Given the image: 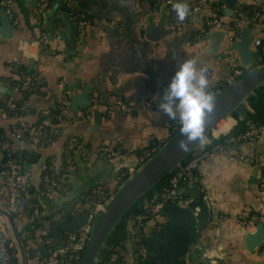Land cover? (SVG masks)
<instances>
[{
  "label": "crops",
  "instance_id": "1",
  "mask_svg": "<svg viewBox=\"0 0 264 264\" xmlns=\"http://www.w3.org/2000/svg\"><path fill=\"white\" fill-rule=\"evenodd\" d=\"M8 1V17L13 31L9 39L0 38V105L5 98L16 101L21 97L17 86L10 84L7 79L11 75L7 68L12 64L23 68L25 74L35 73L40 80L38 90L30 95V109L25 115L26 121L31 124L42 112L56 106L61 93L58 86L60 80L64 82L69 98L77 95L84 84H89L91 88L89 105L76 108L75 111L78 114L89 112V118L61 122V137L51 142L34 162H25L27 168L23 169V164L20 167L21 170L33 172L29 167L36 166L42 157L43 165L49 160L55 168H60L66 161L62 140L67 135L75 136L88 148L89 157L83 160L76 152L71 153L75 170L60 176L67 186V178L81 181V164L85 171H89L92 165H101L100 158L103 155L96 162L90 160L96 157L94 151L98 146L119 147L123 152H128L115 158L106 157L107 161L135 159L138 165L153 145L168 138L171 120L158 109L145 110L142 101L151 99L158 105L159 97L185 58H195L199 66L208 69L209 90L223 79L232 62L246 67L231 48L232 43L238 40L237 35L244 33V26L238 28L234 39L228 42L222 31L200 28L197 15H189L175 26L166 11L152 8L143 0H80L83 6L78 5L77 11L86 12L91 18L80 24L79 32L74 30L78 37L74 53L63 54L62 39L60 44H56L53 38L47 41L43 22V14L51 3L58 2L53 24L55 32L60 33L63 26L61 23L56 24L55 18H59L62 0L49 3L42 14V27L35 25L32 7L24 0H21L20 5L15 0ZM254 1L237 0L235 6L244 4L264 9L263 0H257L261 2L259 5ZM213 2H218L215 5L221 10L220 16L226 17L223 13L224 4L219 0ZM201 13L206 14L207 10L202 8ZM212 31L222 32L216 52L213 53L208 51L210 42L204 37L205 33ZM41 32L42 42L39 38ZM197 34L201 37L195 38ZM248 34L251 37L249 49L259 52L252 40L264 36L263 28L256 30L248 27ZM258 61L250 67L258 65ZM111 96L119 97L126 108L121 109L112 104L109 112H104L103 105ZM92 97L95 98L94 102H90ZM13 120V116L4 112L0 106V136L8 133ZM235 123L229 114L224 116L215 124L212 139L225 136ZM13 147L14 144L8 146L9 150ZM2 149L0 147V160L4 156ZM233 149L231 155L215 154L210 158H202L197 167L199 180L181 188L196 190L207 204L209 221L197 231L193 249L199 251V260L207 264H264V224L244 227L236 222L237 218L252 213L264 215V190L259 187L264 165V135L256 142H236ZM247 157L255 160L243 161L242 158ZM38 183L31 186L36 189ZM15 195L10 185L0 179V209L12 212ZM182 196L185 201L189 198L187 194ZM33 197L38 199L39 194L33 192ZM0 218L3 222L0 226L2 236L11 240L10 229L1 215ZM10 219L13 226L24 223L22 217L10 215ZM154 223L167 226L168 221L158 213L147 222L148 226ZM248 233L256 235L246 238ZM258 238L260 243L256 245Z\"/></svg>",
  "mask_w": 264,
  "mask_h": 264
},
{
  "label": "built area",
  "instance_id": "2",
  "mask_svg": "<svg viewBox=\"0 0 264 264\" xmlns=\"http://www.w3.org/2000/svg\"><path fill=\"white\" fill-rule=\"evenodd\" d=\"M53 0H37L31 13L34 18V23L42 27V14ZM152 8H159L164 6L170 21L177 26L178 21L175 12L173 11V4L177 0H143ZM8 0H0V6L5 10L9 16ZM77 0H63L62 6L67 14V18L71 21H78V25L84 24L89 19H85L83 13H73L72 8L76 5ZM189 6V15H197L200 21V28H213L223 32L224 38L231 42L234 39V34L241 26H248L256 30L264 28V9L253 8L252 6L238 4L234 6L231 14L226 17H221V10L216 6L213 0H194L190 2L185 0ZM205 8L206 14H202L201 10ZM188 15V16H189ZM224 18V19H222ZM40 42H42L43 32L40 33ZM201 35H195V38H200ZM53 41L56 44L61 43V36L59 31L55 32ZM252 43L258 48L261 58H264V36L254 37ZM11 70V66H8ZM247 68L233 64L229 65V70L212 90L213 95H216L227 84L231 83L235 78L245 72ZM264 85V82L261 83ZM40 85V80L35 73L26 74L21 81L16 84L17 88L21 90L36 89ZM61 90L60 97L56 104L58 111L57 118L61 122L71 121L78 118L87 119L91 115L89 112L75 113L68 108L69 93L65 89V84L62 80L58 82ZM92 97L90 102H94ZM7 113L12 114L14 120L9 127V137L13 140V153L10 152L8 144L5 141H0V147L4 149V159L0 162V179L5 180L15 192L13 213L16 217H22L24 223L15 224L14 229L19 238L24 239L23 251L25 257V264H75L85 245L87 235L92 228L93 217L95 213L102 209L104 203L108 198L118 189L122 182L132 174L136 167L127 166L117 169L111 178L103 184H96L90 187L86 192L79 195V197L71 204L69 209H60L49 214L42 213L41 204L34 201L33 192L30 186V178L32 172L30 170H21L20 166L25 163L22 156V151L31 147L37 151H44V149L51 143L50 135L60 136V131L53 128L50 131L44 129L39 130L37 126L28 123L25 119L28 101H22L18 105L15 104L11 98H5L2 102ZM115 104L121 109L126 106L119 97L111 96L108 102L103 105V111L109 112L110 106ZM142 106L147 111H154L158 109V105L151 99L142 101ZM215 126V125H214ZM214 126L210 128L206 134L204 142H199L190 152L184 157V162L179 163L174 169L170 171L167 179V184L159 191L154 192L151 196L143 201L142 210L136 212L128 220L126 226V235L121 244H116L113 248L117 254L116 260H109L107 264H136L138 261L144 262L147 256V247L142 246L139 241L142 236L149 234H159L163 228L162 223H154L148 226L147 222L156 217L159 213L161 205L165 203H175L182 205L185 198L179 193V189L183 185L199 180L198 162L202 158H210L215 154L234 153L233 144L239 141L256 142L264 135V121L260 124H251L245 131L235 137L225 138L221 142H212V134ZM180 128L178 121L171 120L168 125V137L174 134ZM164 142L160 141L153 145L149 151L142 156L141 161L148 158L154 153L157 148ZM63 151L66 156V161L63 163V174H70L75 170V165L72 162L71 153L76 152L81 159L88 160L89 150L82 144V142L75 136H69L67 142L64 144ZM94 153L96 157L90 158L92 162H96L100 155L108 158H115L126 155L128 152H123L121 148H108L106 146H98ZM243 161L252 162L255 158H242ZM140 164V163H139ZM39 197L46 201H51L53 195L63 196L68 186L61 181L60 176L52 173L40 174L39 176ZM260 189L264 190V165L262 168V180L259 184ZM38 200V199H37ZM84 214L85 219L83 223L76 230H65L59 242V247H56L57 241L51 234V227L54 223H64L70 218ZM66 216V217H65ZM236 222L244 227H252L257 223L264 224V215L260 213H252L244 218H237ZM0 218V226L2 224ZM4 239L0 228V264H15L10 251V246L13 244L12 240ZM40 242L38 245L37 242ZM105 245V240L102 242L100 249ZM40 247H45L47 253L44 257L40 255ZM50 248H54L50 250ZM264 248V242H263ZM99 249V250H100ZM98 250V252H99ZM96 254L93 264L99 259V254ZM145 263V262H144ZM179 264H188L185 256L179 258Z\"/></svg>",
  "mask_w": 264,
  "mask_h": 264
},
{
  "label": "water",
  "instance_id": "3",
  "mask_svg": "<svg viewBox=\"0 0 264 264\" xmlns=\"http://www.w3.org/2000/svg\"><path fill=\"white\" fill-rule=\"evenodd\" d=\"M24 1L30 7H34L37 2V0ZM219 2L224 4L223 13L229 16L237 0H219ZM254 2H256V5L261 4V2L257 0ZM57 7L58 2L55 1L51 3L47 12L43 14V22L46 29L45 37L47 41H50L55 34L53 18L57 11ZM159 10L165 12L164 6H160ZM59 19L63 26L60 31L64 46L63 54L74 53L73 48L78 39L77 35L74 34V30L76 29V32H79L80 25L78 26V21H69L64 10H61ZM12 31L13 25L8 15L5 13L4 8L0 6V38L9 39L12 35ZM242 31L244 33L237 35L238 40L232 43L231 48L236 52L238 60L242 65L246 66L247 69L214 95L215 107L213 112L206 117L205 137L210 128L235 109L257 85L264 82V63L250 67L256 60L261 58V55L257 51H251L248 47L251 40L248 34V26H244ZM204 37L210 42L208 51L212 53L216 52V48L222 37V32L212 31L205 33ZM90 89L89 84H84L77 95L69 98L68 108L71 112H75L76 108L89 105L88 96ZM183 140H185V137L181 134L179 128L174 134L168 137L154 153L138 165L135 159L132 161L117 159L110 162L107 161V158L104 156L100 158L101 165H92L89 171H85L84 166L81 164L79 166V177L81 181L77 182L72 178H67L68 190L63 196H56L54 194L51 201H46L38 197L43 214H49L62 208L69 209L80 194L86 192L90 187L96 184H103L105 181L109 180L117 169L127 166L136 167L135 171L130 174L108 198L102 209L95 213L92 228L87 235L85 245L75 264H93L94 258L102 242L109 234L110 229L123 215L130 204L151 188L162 176L170 173V171L184 159L190 150L199 144V141L193 142L189 144L186 149L182 150L180 144ZM76 158L78 157L76 156ZM77 160L79 161L80 159L78 158ZM23 166V169H25L28 165L25 163ZM43 167L42 157L39 159V163L36 166L29 167L33 171L30 182L34 186L38 183ZM179 193L182 195L187 194L189 196L188 200L182 205L175 203H165L161 205L159 214L167 218L168 224L164 228L163 234H149L146 238V254L151 263L138 261L136 264H179V258L181 256L186 257L188 264H207L205 261L199 260V251L193 249L196 243L197 231L204 228L209 221V215L206 210L207 204L203 200V196L198 194L194 189H179ZM0 215L10 229L11 240L17 249L19 257L18 264H25L23 247L11 223L9 212L0 209ZM84 219L85 215L80 214L70 218L64 223H54L51 227V234L57 241L56 247H59L62 232L65 230H76L83 223ZM258 226L262 225L258 224ZM255 235L254 233H248L246 238H252ZM259 243L260 241L258 238L256 245H259ZM37 244L39 245L40 242L38 241ZM53 249L54 248H50V250ZM46 253L47 249L45 247H40V255L44 257Z\"/></svg>",
  "mask_w": 264,
  "mask_h": 264
},
{
  "label": "trees",
  "instance_id": "4",
  "mask_svg": "<svg viewBox=\"0 0 264 264\" xmlns=\"http://www.w3.org/2000/svg\"><path fill=\"white\" fill-rule=\"evenodd\" d=\"M15 1H16L17 5L21 4V0H15ZM217 3H214V4H217ZM78 5L83 6L82 3L80 2V0H77L76 5L72 8L73 13L78 12L77 11ZM60 9L64 10L63 6H61ZM82 13L85 16V19L91 18V15H89L88 13H86V12H82ZM55 23L56 24L60 23V19L58 17L55 18ZM261 63H262V58L259 59L257 64H261ZM11 68L12 69L9 70L11 72V75L8 76L7 79L9 80L10 84L16 85L18 82L21 81L22 77L25 76L26 74L24 73V69L19 67V66L12 64ZM37 90H38V88L21 90L20 91L21 97L18 100L14 101L15 104L18 105L19 103H21L24 100L29 101L30 95L35 93ZM0 106L3 109V111L7 113L4 106L2 104ZM29 109L30 108L28 107L27 112L29 111ZM8 114L12 115V114H14V112H12V114H10V113H8ZM57 114H58L57 108H56V106H54L52 109H49L46 112H42L41 115L37 118V120L32 122V124L34 126H37V128L39 130L44 129L45 131L48 132V131L52 130L53 128H56L60 131V136H58V137L53 136L52 134L50 135L51 142L55 141L56 139H58L62 135L61 119L57 118ZM229 115L235 119V121H236L235 125L231 127V129L228 131V133L225 136H223L221 138L219 137L215 140L212 139V142H221L225 138L235 137L238 134L245 131L249 125L260 124L264 121V85L263 84L257 85L252 90V92L250 94H248V96H246V98L235 109H233L229 113ZM69 136H71V135L64 136V138L62 140V146H64V144L67 142ZM1 140L7 142L9 147L11 145H13V140L9 137L8 133L3 137L0 136V141ZM2 150L4 153V149H2ZM12 150L13 149H10L11 153H13ZM40 153H42V151H37L31 147H27L22 151L21 154H22L25 162H29V163L31 162L32 163L37 159V157L39 156ZM3 157L1 158V160L4 159ZM183 162H184V159L180 163L182 164ZM62 166H63V164H62ZM62 166L60 168H55L51 164V162H49V160H46L44 167H43V170L41 172V175L44 173H47V174L52 173L54 175L61 176L63 174ZM169 175H170V173L162 176L151 188H149L147 191H145L140 197L135 199L130 204V206L127 208V210L123 213V215L114 223V225L110 229L109 234L107 235V237L105 239V245L98 252L99 259L97 260V262L95 264H107V262L109 260H116L117 259V254L115 253L113 248L116 244H121L123 239L125 238L126 226H127L128 220L132 217L133 214L142 210V204H143V201L145 199H147L149 196H151L154 192L159 191L162 187H164L167 184V179H168ZM30 188H31V190L35 191V193H38L40 185H38V187L36 189L33 186H30ZM34 201H35V203L39 204L38 200L36 198L34 199ZM9 212H10L9 214L11 215V217H13L14 213L11 211H9ZM165 227H166V225H163V228L161 229L159 234H163ZM146 238H147V236H142L140 241H139V243L144 247H146ZM8 240L9 239H7L6 241H8ZM19 240H20L21 245L23 246L24 245V239L21 237V238H19ZM10 251L13 255L12 256L13 261L15 262V264H18L19 257H18L17 249H16L14 243L11 244ZM143 261L145 263H151V261L148 257L143 259Z\"/></svg>",
  "mask_w": 264,
  "mask_h": 264
},
{
  "label": "clouds",
  "instance_id": "5",
  "mask_svg": "<svg viewBox=\"0 0 264 264\" xmlns=\"http://www.w3.org/2000/svg\"><path fill=\"white\" fill-rule=\"evenodd\" d=\"M173 11L178 21L183 22L190 9L185 0H177ZM159 100V112L168 120L179 122L180 132L185 137L180 144L182 150L193 142H204L206 117L215 107L206 67L199 66L195 58H185Z\"/></svg>",
  "mask_w": 264,
  "mask_h": 264
},
{
  "label": "rangeland",
  "instance_id": "6",
  "mask_svg": "<svg viewBox=\"0 0 264 264\" xmlns=\"http://www.w3.org/2000/svg\"><path fill=\"white\" fill-rule=\"evenodd\" d=\"M262 63H264V58L262 59Z\"/></svg>",
  "mask_w": 264,
  "mask_h": 264
}]
</instances>
